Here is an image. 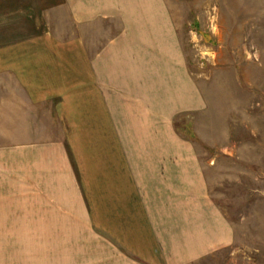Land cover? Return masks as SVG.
Instances as JSON below:
<instances>
[{
	"label": "crops",
	"instance_id": "1",
	"mask_svg": "<svg viewBox=\"0 0 264 264\" xmlns=\"http://www.w3.org/2000/svg\"><path fill=\"white\" fill-rule=\"evenodd\" d=\"M37 1L0 38V234L68 264L215 263L235 233L179 128L207 102L172 6Z\"/></svg>",
	"mask_w": 264,
	"mask_h": 264
},
{
	"label": "rangeland",
	"instance_id": "2",
	"mask_svg": "<svg viewBox=\"0 0 264 264\" xmlns=\"http://www.w3.org/2000/svg\"><path fill=\"white\" fill-rule=\"evenodd\" d=\"M16 1L28 0H0V38L28 35L24 11L18 18L9 16ZM167 1L207 102L192 125L179 128L199 153L212 199L235 233L233 244L213 264H264V0ZM7 141L0 135V144ZM30 240L0 234V264H68L65 257L72 259L69 251L62 258L57 249L45 251L50 246L41 235Z\"/></svg>",
	"mask_w": 264,
	"mask_h": 264
},
{
	"label": "trees",
	"instance_id": "3",
	"mask_svg": "<svg viewBox=\"0 0 264 264\" xmlns=\"http://www.w3.org/2000/svg\"><path fill=\"white\" fill-rule=\"evenodd\" d=\"M189 136L192 138V136L194 135L191 131H189Z\"/></svg>",
	"mask_w": 264,
	"mask_h": 264
}]
</instances>
